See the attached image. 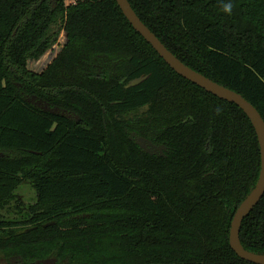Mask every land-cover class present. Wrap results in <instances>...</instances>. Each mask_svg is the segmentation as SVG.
<instances>
[{"label":"trees","instance_id":"trees-1","mask_svg":"<svg viewBox=\"0 0 264 264\" xmlns=\"http://www.w3.org/2000/svg\"><path fill=\"white\" fill-rule=\"evenodd\" d=\"M129 1L178 58L264 118V0H230V14L229 0ZM27 96L57 99L80 120ZM260 170L248 115L173 70L116 0H0L1 256L255 264L232 249L230 229ZM25 183L33 204L17 194ZM240 237L264 253V196Z\"/></svg>","mask_w":264,"mask_h":264},{"label":"water","instance_id":"water-1","mask_svg":"<svg viewBox=\"0 0 264 264\" xmlns=\"http://www.w3.org/2000/svg\"><path fill=\"white\" fill-rule=\"evenodd\" d=\"M120 6L123 14L133 25L134 29L138 31L148 43L158 52V54L175 70L179 75L193 82L194 84L205 89L209 93L218 96L221 99L237 104L250 118L260 144L261 153V170L259 179L255 187L243 199L236 209L230 229V245L239 257L255 264H264V253L254 252L247 249L240 237L241 227L244 219L250 212L258 205L264 196V118L258 108L250 102L243 94L213 80L205 74L195 70L180 58H178L162 41L161 39L143 22L137 12L134 10L129 0H116ZM147 77H140L132 80L128 87L136 86L144 81ZM36 98V97H35ZM36 105V103H34ZM45 111L55 113L58 108L51 107L50 104H45ZM148 107V106H146ZM64 115V114H63ZM134 141L141 149L150 154L163 153L165 146L158 145L152 140L138 134L132 133Z\"/></svg>","mask_w":264,"mask_h":264},{"label":"flooded vegetation","instance_id":"flooded-vegetation-1","mask_svg":"<svg viewBox=\"0 0 264 264\" xmlns=\"http://www.w3.org/2000/svg\"><path fill=\"white\" fill-rule=\"evenodd\" d=\"M27 99L29 101L36 103V105L40 109H42L43 111H45V108H46L45 104L47 103V104H50L51 107L58 108L57 112H55L53 114H61V115L64 114V116H67V117L74 119L76 121L80 120V117L78 115H76L74 112H72V110H68L67 108H65L63 106H59L60 102L57 99H53L52 102L45 100L43 96H41L40 98L39 97L32 98V97L27 96ZM133 132L134 131L131 132V138L134 139V137L132 135ZM0 264H20V263L17 261V258L15 256L6 258V257L0 255ZM36 264H68V263L67 262H59L57 260V258H55V257H47V258L37 260Z\"/></svg>","mask_w":264,"mask_h":264},{"label":"rangeland","instance_id":"rangeland-1","mask_svg":"<svg viewBox=\"0 0 264 264\" xmlns=\"http://www.w3.org/2000/svg\"><path fill=\"white\" fill-rule=\"evenodd\" d=\"M17 194L26 204H33L37 199L36 192L30 183H25L20 186L17 190ZM3 213L5 212H2V214ZM11 216H14V214H11Z\"/></svg>","mask_w":264,"mask_h":264},{"label":"clouds","instance_id":"clouds-1","mask_svg":"<svg viewBox=\"0 0 264 264\" xmlns=\"http://www.w3.org/2000/svg\"><path fill=\"white\" fill-rule=\"evenodd\" d=\"M233 5L231 4L230 0L229 2L222 4V10L228 14L231 13Z\"/></svg>","mask_w":264,"mask_h":264}]
</instances>
